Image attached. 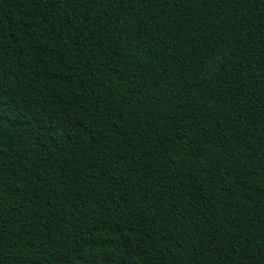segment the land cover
<instances>
[{"label":"trees","instance_id":"obj_1","mask_svg":"<svg viewBox=\"0 0 264 264\" xmlns=\"http://www.w3.org/2000/svg\"><path fill=\"white\" fill-rule=\"evenodd\" d=\"M0 264H264V0H0Z\"/></svg>","mask_w":264,"mask_h":264}]
</instances>
